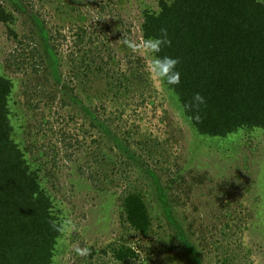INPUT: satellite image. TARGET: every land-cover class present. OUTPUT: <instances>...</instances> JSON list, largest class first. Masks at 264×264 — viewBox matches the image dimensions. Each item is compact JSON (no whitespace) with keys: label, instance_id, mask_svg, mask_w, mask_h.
<instances>
[{"label":"rangeland","instance_id":"obj_1","mask_svg":"<svg viewBox=\"0 0 264 264\" xmlns=\"http://www.w3.org/2000/svg\"><path fill=\"white\" fill-rule=\"evenodd\" d=\"M157 3L0 0L13 13L0 23L13 137L63 225L51 264H113L102 249L136 240L120 219L130 190L144 196L155 233L126 264H264V133H195L141 35ZM86 55L96 60L88 72Z\"/></svg>","mask_w":264,"mask_h":264},{"label":"trees","instance_id":"obj_2","mask_svg":"<svg viewBox=\"0 0 264 264\" xmlns=\"http://www.w3.org/2000/svg\"><path fill=\"white\" fill-rule=\"evenodd\" d=\"M157 4V11L143 12L141 35L150 45L163 84L195 133L215 140L246 130L264 133V0H158ZM12 20V11L0 4V23ZM9 32L15 35L12 29ZM34 50L44 62L43 53ZM78 61L88 72L96 60L86 55ZM56 84L65 87L58 79ZM12 88L11 78L0 67V264H51L63 225L39 181L38 168L13 137ZM91 124L98 122L92 118ZM145 171L166 204L156 175ZM121 196L120 219L136 240L102 249L113 264L139 260L141 241L155 233L142 193L130 190Z\"/></svg>","mask_w":264,"mask_h":264}]
</instances>
